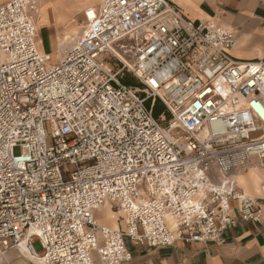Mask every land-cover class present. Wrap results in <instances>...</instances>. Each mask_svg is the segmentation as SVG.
Here are the masks:
<instances>
[{
  "label": "built area",
  "instance_id": "obj_1",
  "mask_svg": "<svg viewBox=\"0 0 264 264\" xmlns=\"http://www.w3.org/2000/svg\"><path fill=\"white\" fill-rule=\"evenodd\" d=\"M82 12L54 59L35 1L0 5V251L25 239L43 264H123L124 237L219 245L238 220L260 221L235 175L264 168V59L235 58L234 29L173 0ZM155 99L168 116L153 115ZM105 204L124 227L96 220Z\"/></svg>",
  "mask_w": 264,
  "mask_h": 264
},
{
  "label": "crops",
  "instance_id": "obj_2",
  "mask_svg": "<svg viewBox=\"0 0 264 264\" xmlns=\"http://www.w3.org/2000/svg\"><path fill=\"white\" fill-rule=\"evenodd\" d=\"M6 1L0 0V5ZM34 1L38 17L40 10L39 20L37 18L38 46L58 59L66 50L60 45L58 47L59 36L69 33L73 36L71 41H75L81 33L83 9L98 6L103 0ZM173 1L191 19L213 18L219 24L234 29L236 39L231 53L235 58L264 59V0ZM44 33L50 35L48 46ZM236 187L256 198L262 211L260 221L238 220L223 231L224 240L219 245L179 239L168 246H134L129 241L131 259L123 264H264V191L261 190L264 187V168L245 167ZM121 217V211L113 209L110 204L101 205L95 211L96 220L112 228L124 227ZM119 219L122 220L120 226ZM29 260L37 264L35 259L16 248L0 253V264H31Z\"/></svg>",
  "mask_w": 264,
  "mask_h": 264
},
{
  "label": "bare ground",
  "instance_id": "obj_3",
  "mask_svg": "<svg viewBox=\"0 0 264 264\" xmlns=\"http://www.w3.org/2000/svg\"><path fill=\"white\" fill-rule=\"evenodd\" d=\"M85 9H88V7L87 8H85ZM40 18V10H39V17H38V19ZM83 25H84V19H83V21H82V23H81V32H82V29H83ZM80 35H81V33H80ZM79 35V36H80ZM78 36V37H79ZM73 36L72 35H70L69 33H65V35L62 37V38H60V41L62 42V40L63 41H65V42H67L69 39L71 40V39H73L72 38ZM68 39V40H67ZM74 41V40H73ZM73 41H71V42H69V43H67L65 46V49L68 47V46H70V44L73 42ZM64 42V43H65ZM62 44V43H61ZM250 165H254V166H257V167H260L259 165H257V164H250ZM249 165V166H250ZM261 168H263V167H261ZM243 171V169L242 170H240L239 172H237L236 173V175H235V178H236V181H237V179H238V177H239V175L241 174V172ZM262 191H264V187H262V189H261ZM101 208V207H100ZM119 211H121V213L123 214V212H122V210L121 209H118ZM113 215H114V213H112ZM116 220V219H115ZM167 220L168 221H170V222H172V218L170 217V216H167ZM115 222V221H114ZM26 243V241H25V239H22V241H21V243H20V245H19V247H18V250L19 251H21L23 254H25V255H27L29 258H31V259H35L36 261H37V264H43V261H42V258L40 257V255L39 254H34V253H31V249L30 248H28V246L25 244ZM37 252V251H36ZM0 253H2L1 251H0Z\"/></svg>",
  "mask_w": 264,
  "mask_h": 264
},
{
  "label": "trees",
  "instance_id": "obj_4",
  "mask_svg": "<svg viewBox=\"0 0 264 264\" xmlns=\"http://www.w3.org/2000/svg\"><path fill=\"white\" fill-rule=\"evenodd\" d=\"M122 82L125 83L126 85H131V86H139L140 83L138 81H134L131 78L123 77L122 76ZM146 103L150 105L151 99L148 98ZM161 112H164L167 115V112L164 109V106L159 102V100L155 99L152 103V113L155 117H157Z\"/></svg>",
  "mask_w": 264,
  "mask_h": 264
},
{
  "label": "rangeland",
  "instance_id": "obj_5",
  "mask_svg": "<svg viewBox=\"0 0 264 264\" xmlns=\"http://www.w3.org/2000/svg\"><path fill=\"white\" fill-rule=\"evenodd\" d=\"M84 19V18H83ZM39 20V19H38ZM38 22V21H37ZM39 24V23H38ZM37 27V26H36ZM37 31H38V27H37ZM64 35H65V33H64ZM64 35H62V36H59V38H58V47H59V45H60V47H62V48H64L65 49V43H69V42H71V40H68L67 42H65V41H63L62 40V42L60 41V38H62ZM38 37H39V34H38ZM44 37H45V42L47 43V45L46 46H48V44L50 43V35H49V33H44ZM65 42V43H64ZM62 43V44H61ZM59 47V48H60ZM68 48V47H67ZM66 48V49H67ZM60 50V49H59ZM123 77H127V78H131L132 80H134V81H138L131 73H128V72H125L124 74H123ZM151 99V98H150ZM160 102V101H159ZM161 103V102H160ZM162 104V103H161ZM113 209H117V208H114V207H112ZM122 218V217H121ZM123 220V219H122ZM122 220L121 219H119L118 221H119V226H120V223H122ZM124 243H125V245H126V247L129 249V247H130V244H129V240H128V238L127 237H124ZM21 256V255H20ZM22 257V256H21ZM29 262L32 264V262L29 260Z\"/></svg>",
  "mask_w": 264,
  "mask_h": 264
}]
</instances>
